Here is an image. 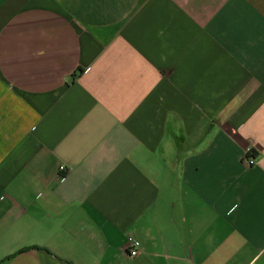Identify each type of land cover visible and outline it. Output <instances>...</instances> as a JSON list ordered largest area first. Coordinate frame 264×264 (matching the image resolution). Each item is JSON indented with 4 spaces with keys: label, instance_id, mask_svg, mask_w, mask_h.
Masks as SVG:
<instances>
[{
    "label": "crops",
    "instance_id": "crops-1",
    "mask_svg": "<svg viewBox=\"0 0 264 264\" xmlns=\"http://www.w3.org/2000/svg\"><path fill=\"white\" fill-rule=\"evenodd\" d=\"M0 264H264V0H0Z\"/></svg>",
    "mask_w": 264,
    "mask_h": 264
},
{
    "label": "built area",
    "instance_id": "built-area-1",
    "mask_svg": "<svg viewBox=\"0 0 264 264\" xmlns=\"http://www.w3.org/2000/svg\"><path fill=\"white\" fill-rule=\"evenodd\" d=\"M256 160L257 157L254 156V149L249 148L244 157V163L248 166H251L256 162ZM59 170H60V178H63L68 173L69 168L67 167V165L62 164ZM136 244L137 243L129 236L124 248L132 257L137 256L139 253L138 249L136 248L137 246Z\"/></svg>",
    "mask_w": 264,
    "mask_h": 264
}]
</instances>
